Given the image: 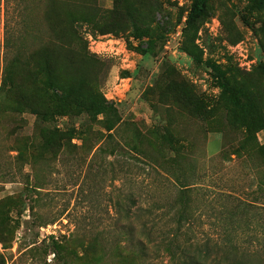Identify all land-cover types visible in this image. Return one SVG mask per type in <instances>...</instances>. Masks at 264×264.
<instances>
[{
    "label": "rangeland",
    "instance_id": "1",
    "mask_svg": "<svg viewBox=\"0 0 264 264\" xmlns=\"http://www.w3.org/2000/svg\"><path fill=\"white\" fill-rule=\"evenodd\" d=\"M195 1L0 0V79L8 36L33 77L73 90L46 121L37 102L0 114V264H175L134 245L149 209L157 237L264 249V0H208L198 19ZM57 16L72 53L55 57Z\"/></svg>",
    "mask_w": 264,
    "mask_h": 264
},
{
    "label": "trees",
    "instance_id": "2",
    "mask_svg": "<svg viewBox=\"0 0 264 264\" xmlns=\"http://www.w3.org/2000/svg\"><path fill=\"white\" fill-rule=\"evenodd\" d=\"M65 1L67 0H47V5L53 12L57 13L59 7ZM207 2L208 0L195 1L192 11L194 19H198L204 14ZM58 24H60V20L57 16L53 22V26H55L53 29L54 37L49 40L51 46H46L49 53L53 54L55 57L60 56L66 50L72 51V47L66 44L64 42L65 39L60 36L61 33L59 32ZM3 49L6 57L3 61V70L0 79V114H14L19 110H25L31 113L36 112L35 114L42 116L44 121H46V118L54 116L59 110L56 104L54 108L49 105L46 106L45 103L47 99L50 104L64 103L70 96H73V94L70 93L73 92V90H71L69 94H66L61 80L59 78H54L55 73L52 71L42 80H39L38 77H33L29 71V60L26 63V58L28 56L27 50H25L22 45L12 42L8 36L5 38ZM20 61H23L22 64ZM45 66H47V63H45ZM255 92V94L258 95L257 98L262 97L263 91L261 89L255 90ZM36 102L42 107L41 112L33 111V104ZM78 102L79 99L77 98L76 101L69 100L68 104L74 106L77 105ZM112 129L113 127L108 128L109 131ZM14 133L15 130L7 132L10 138L14 136ZM42 133L45 137L51 136L54 138L62 135L57 127L51 129V132L43 129ZM39 149L40 148H34L31 150L29 156L31 158L40 159L42 155L40 154L41 152H38ZM17 161L21 164H28L26 157L22 153H19ZM149 210H144L148 215H144L141 226L146 233L145 241L138 239L136 244H134L135 239L131 238V241L139 248L140 255L144 259H148V255L157 256L160 251L164 249L170 254L173 260L177 255L175 264H264V249L260 250L258 247L252 245L249 247V244L248 247H245L243 243H245L247 239L244 238H229L225 243H220L211 237L202 241L188 238L180 241L175 235H167V231L162 232L157 237L154 231L155 224L152 222V219L149 220L150 213L152 212ZM150 223L151 225H149ZM166 226L167 225H164V228ZM130 227L131 230L134 229L133 226L130 225ZM255 240L264 241L262 237H257ZM96 245L95 254L99 261L102 251L97 242ZM119 255L126 264H139L140 257L137 254L128 251L124 254L119 253Z\"/></svg>",
    "mask_w": 264,
    "mask_h": 264
}]
</instances>
